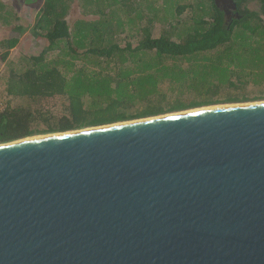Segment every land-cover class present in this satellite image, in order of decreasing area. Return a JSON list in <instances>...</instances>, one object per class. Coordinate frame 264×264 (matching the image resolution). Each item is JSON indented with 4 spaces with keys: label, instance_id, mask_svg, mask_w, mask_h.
<instances>
[{
    "label": "water",
    "instance_id": "95a60500",
    "mask_svg": "<svg viewBox=\"0 0 264 264\" xmlns=\"http://www.w3.org/2000/svg\"><path fill=\"white\" fill-rule=\"evenodd\" d=\"M0 264H264V101L0 144Z\"/></svg>",
    "mask_w": 264,
    "mask_h": 264
},
{
    "label": "trees",
    "instance_id": "16d2710c",
    "mask_svg": "<svg viewBox=\"0 0 264 264\" xmlns=\"http://www.w3.org/2000/svg\"><path fill=\"white\" fill-rule=\"evenodd\" d=\"M37 2L38 17L29 31L43 46L21 59L24 69L8 62L19 36L0 42V60L8 66L0 144L264 101V0L261 12L247 13L230 27L214 6L210 20L182 28L171 22L156 38L146 28L136 41L130 36L124 41L126 24L114 19L115 7L125 0H22ZM81 6L89 10L79 14ZM3 20L12 25L18 18L7 13ZM27 28L18 24L13 29L22 35ZM250 87L256 95L251 96ZM56 98L64 103L58 113L46 107Z\"/></svg>",
    "mask_w": 264,
    "mask_h": 264
},
{
    "label": "rangeland",
    "instance_id": "374dc122",
    "mask_svg": "<svg viewBox=\"0 0 264 264\" xmlns=\"http://www.w3.org/2000/svg\"><path fill=\"white\" fill-rule=\"evenodd\" d=\"M10 3L19 7H24L25 9L29 7V5L22 3V0H11ZM37 5L38 2L36 4L32 3L31 8H36ZM115 8L117 9L114 19L117 18L116 20L125 22L126 24V26L121 28L127 31V34L121 36L124 41L128 36L136 41L139 36L145 35L144 30L146 28H150L152 30V37L156 38L160 36L161 30L168 25V23L173 22L182 28L198 19L204 18L210 20L214 12V5L211 0H125V4L121 3ZM249 9L259 13L262 10V4H250ZM28 10L30 9L28 8ZM42 46L43 45L39 46L37 51L29 55H34L39 52ZM22 55L23 54H20L19 51H11L9 61L11 60L14 63L21 64V69H24L25 60L22 62L21 59L26 55ZM0 71H5L4 76H0V100H4L7 99L5 94V79L8 75V68H5L4 63L1 61ZM249 91L251 92V96L256 95V92H258L257 89L252 90L251 87ZM221 99L223 100L224 98ZM15 102L18 101L15 100ZM0 105L3 107V103ZM216 106L218 107V105ZM46 107L49 111L58 113L64 108V103L60 98L51 99L47 102Z\"/></svg>",
    "mask_w": 264,
    "mask_h": 264
},
{
    "label": "crops",
    "instance_id": "0c3cea01",
    "mask_svg": "<svg viewBox=\"0 0 264 264\" xmlns=\"http://www.w3.org/2000/svg\"><path fill=\"white\" fill-rule=\"evenodd\" d=\"M0 1L4 4L3 7H0V42L9 37L19 36L20 38L19 44L12 51H19L20 54L26 56L31 54L32 52L37 51L39 49V46L43 45V42L31 38L29 30L30 27H32L35 24V21L38 17L39 8H35V7L31 8L32 6L29 5L28 8L30 10H28V8L25 9L24 7H19L16 6L15 4H11L10 3L11 0H0ZM86 9L89 10V7ZM86 9L83 6H81L78 13L81 14L83 12H86ZM7 13H14L18 18V21L13 23L12 25H6L3 20V17ZM18 24L23 25L26 28L29 27L27 28L28 31H26L22 35H20L19 32H17L16 30L14 31L13 29L14 26ZM1 53L2 51L0 49V54ZM26 56H23V58ZM8 62H13V61L8 60ZM4 66L5 68L6 67L8 68L7 63L5 62H4ZM4 73L5 71H0V76L1 75L4 76Z\"/></svg>",
    "mask_w": 264,
    "mask_h": 264
},
{
    "label": "flooded vegetation",
    "instance_id": "af4514ba",
    "mask_svg": "<svg viewBox=\"0 0 264 264\" xmlns=\"http://www.w3.org/2000/svg\"><path fill=\"white\" fill-rule=\"evenodd\" d=\"M222 13L223 22L230 27L234 22L244 19L245 15L255 11L249 9L250 4H261L260 0H211Z\"/></svg>",
    "mask_w": 264,
    "mask_h": 264
},
{
    "label": "bare ground",
    "instance_id": "6f19581e",
    "mask_svg": "<svg viewBox=\"0 0 264 264\" xmlns=\"http://www.w3.org/2000/svg\"><path fill=\"white\" fill-rule=\"evenodd\" d=\"M32 138V137H31Z\"/></svg>",
    "mask_w": 264,
    "mask_h": 264
}]
</instances>
